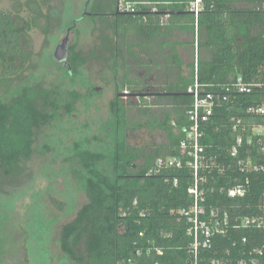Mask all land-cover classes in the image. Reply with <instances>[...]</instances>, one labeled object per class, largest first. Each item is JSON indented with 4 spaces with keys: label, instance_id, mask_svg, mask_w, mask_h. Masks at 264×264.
I'll use <instances>...</instances> for the list:
<instances>
[{
    "label": "trees",
    "instance_id": "trees-1",
    "mask_svg": "<svg viewBox=\"0 0 264 264\" xmlns=\"http://www.w3.org/2000/svg\"><path fill=\"white\" fill-rule=\"evenodd\" d=\"M124 1L134 4V13L118 12L119 0H92L83 19L98 22L97 44L87 52L68 46L63 69L69 76L93 61L102 62L117 86L108 104V120L102 125L108 140L102 143L111 148L92 152L77 146L66 158L80 179L87 203L62 227V254L73 264H119L125 259L135 264H188L193 260V237L191 223L181 211L192 205L188 190L196 182L203 198L200 219L210 226L218 223L222 230L210 238L208 247L198 248V264H264V229L257 227L264 226V113L249 112L264 108V0H200L196 17L189 10L193 0ZM30 2L37 12L18 28L13 26L12 13L0 10V92L4 95L32 67L21 35L41 17L47 34L52 21L42 10L49 8V0ZM165 16L185 20L180 26L192 33L197 28L198 46L208 55L198 59L189 77L177 45L164 42L170 30L163 23ZM13 59L17 62L11 63ZM127 59L156 79L163 77V84H132L124 73L130 90L128 102L122 100L118 72L127 71ZM237 78L252 85L250 93L237 91L233 85ZM194 80L204 86L201 95L210 93L214 100L211 116L200 124L202 150L196 180L192 158H185L180 168H163L147 176L157 158L178 154L181 128L189 124L186 111L193 97L188 88ZM136 95L153 96L164 112H151ZM65 96L40 82L19 87L8 98L0 96L2 178L23 173L38 150L43 129L62 110L66 115L75 110L81 95L73 91ZM129 109L139 114L132 124ZM141 128L162 132L165 144L150 149L128 144L129 132ZM42 151H47L46 145ZM235 187L244 194L230 197L228 192ZM245 219L256 223L245 226ZM157 249L161 256L156 255Z\"/></svg>",
    "mask_w": 264,
    "mask_h": 264
},
{
    "label": "rangeland",
    "instance_id": "rangeland-1",
    "mask_svg": "<svg viewBox=\"0 0 264 264\" xmlns=\"http://www.w3.org/2000/svg\"><path fill=\"white\" fill-rule=\"evenodd\" d=\"M30 1L0 0V10L12 13L13 26L18 28L23 20L27 21L37 12V6ZM91 1L49 0V8H42L43 14L50 15L52 20L47 34L42 31L45 20L41 17L29 32L21 35V44L30 53L32 67L5 95L0 92V96L8 98L19 87L40 82L64 97L73 91L81 95L70 115L62 110L43 129L38 150L23 173L10 179L0 175V264H73L59 248L60 232L87 203V196L66 158L77 146L92 152H106L111 148L102 143L108 142L102 125L108 120V104L117 86L111 70L102 62L93 61L72 77L63 69L67 68L68 46L75 45L76 50L87 52L97 44L98 22L83 19ZM128 35L131 40L133 32ZM65 39H68L66 47ZM127 63V71L119 69L118 72L122 100L128 102L122 93L130 90L124 73L126 81L132 84H163V77L156 79L130 59ZM140 102L151 112H164L154 109L157 99ZM160 102L168 107L166 101ZM138 115L136 110H128L130 124L135 123ZM127 141L145 149L166 142L162 132L148 128L129 132ZM43 145L47 151L42 154Z\"/></svg>",
    "mask_w": 264,
    "mask_h": 264
},
{
    "label": "built area",
    "instance_id": "built-area-1",
    "mask_svg": "<svg viewBox=\"0 0 264 264\" xmlns=\"http://www.w3.org/2000/svg\"><path fill=\"white\" fill-rule=\"evenodd\" d=\"M135 10L136 9L134 4L125 2L124 0H119V3L117 5L118 12L134 13ZM189 10L196 17L200 10V0H193V2L190 4ZM233 85L239 93H250L252 89V85L243 83L241 78H237L236 82ZM203 87L204 86L198 84L197 80H194L193 85L188 88V93L193 97V104L191 108L186 111V119L189 124L181 128L183 137L181 138L177 146L178 154L171 157L157 158L153 164V168L148 171L147 176L151 175L152 173H157L163 168H180V166L182 165V161L185 158H192L193 161L190 165H192L193 167L194 177L196 180L198 169V152L202 150V147L199 144L200 138L202 136V133L200 131V124L206 122L211 116L214 105L212 94L205 93L201 95V92H203ZM122 96L124 99H126L129 96V93L127 91H124V93H122ZM135 97L137 100H140L141 97L143 98V101L150 100L147 95H136ZM249 112L255 114H263L264 108H251L249 109ZM237 144H240V139L237 140ZM236 153L237 149L236 147H234L231 154L234 156L236 155ZM188 192L190 194H193L194 201L189 209H184L181 211V213L185 217H187L188 221L191 223L189 234L193 237V243L191 245L193 260H191V262H189L188 264H198V248L200 246L203 248L208 247L210 238L214 234L222 233V230L218 227V223L210 226L206 221L200 219V215L203 213L200 202H202L203 198L201 193H199L197 190L196 182L194 187L192 189H189ZM228 194L230 197L242 196L244 194V191L240 187H235L229 190ZM255 223L256 219L244 220L245 226L254 225ZM257 227L264 229V226L262 224H258ZM200 237L202 238V240L199 239ZM156 255L161 256L162 251L157 249ZM119 264L135 263L132 261V259H125Z\"/></svg>",
    "mask_w": 264,
    "mask_h": 264
},
{
    "label": "crops",
    "instance_id": "crops-1",
    "mask_svg": "<svg viewBox=\"0 0 264 264\" xmlns=\"http://www.w3.org/2000/svg\"><path fill=\"white\" fill-rule=\"evenodd\" d=\"M163 23H165L166 25L170 27L168 38H166L164 42H167L168 44L177 45L175 50L181 60V63L183 64V66H185L186 75L189 77L190 73L192 72V69H194V71L196 70L198 59L208 57L205 49H201L198 46L199 40H198V35H197L198 34L197 28H195L194 32L192 33L191 31L185 30L180 26V25L185 24V20H180L179 22H177V20H169L167 16L164 17ZM161 42L163 43V41L159 40V43ZM163 49L165 50L166 47L164 46ZM165 52H166V55L170 54V52L167 50ZM141 57L144 58L145 54H141ZM139 67L143 70L145 68V67L143 68L142 65ZM157 69H160V67H158ZM144 72L146 73L145 70ZM147 96L150 99L155 100L153 96H149V95ZM154 109H159L158 111H162V108L160 105H156ZM161 144H165V143H159L158 145H161Z\"/></svg>",
    "mask_w": 264,
    "mask_h": 264
},
{
    "label": "water",
    "instance_id": "water-1",
    "mask_svg": "<svg viewBox=\"0 0 264 264\" xmlns=\"http://www.w3.org/2000/svg\"><path fill=\"white\" fill-rule=\"evenodd\" d=\"M64 44H65V47H66V45L68 44V39L64 40Z\"/></svg>",
    "mask_w": 264,
    "mask_h": 264
}]
</instances>
